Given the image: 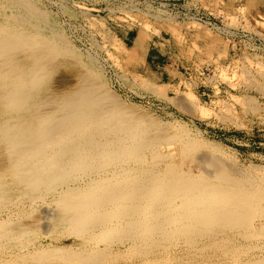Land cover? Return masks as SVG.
Segmentation results:
<instances>
[{"label":"rangeland","instance_id":"374dc122","mask_svg":"<svg viewBox=\"0 0 264 264\" xmlns=\"http://www.w3.org/2000/svg\"><path fill=\"white\" fill-rule=\"evenodd\" d=\"M107 1L108 0H0V24L11 30L12 34L20 33V31L24 34L27 32L29 36H35L36 39L41 42L43 40L45 42V39L47 42L52 39L50 42H53L56 50L58 49L66 52L68 48L67 50L74 52L73 55L75 57L73 55H66L64 57L59 56L60 58L58 57L56 60L55 64H58V66L56 65L57 69H55L56 71L47 81L48 89H50L51 92H63L67 90V88H75L82 82L87 70L95 74L100 73L102 76L98 74L99 79H102L101 81L105 84L106 88L110 92L112 91L111 93L124 104L125 108L127 107L132 112L134 110V113L128 110L130 111L129 113L135 116L136 120L140 118L146 121V123H143L151 129L153 138L155 136V138L158 137L161 139L162 135V140L159 143L160 145H158L155 150L156 153L154 152L155 155L151 157V154H153L151 152L153 151L146 150L143 152L144 155L142 154V156L146 158V163L140 165V167L139 165L133 164L132 167H136V169H140L141 167L150 168V166L155 163L157 164L155 167L158 166L157 169H163L165 164L156 156L166 155L169 156L167 163H171L174 167H177L178 171L182 170L183 172L184 170V173H188L190 176H195V174H197L196 177L199 178H197L198 181L202 183L203 181H207L208 183L217 184L219 186L221 180H225L224 182L222 181L224 183L223 189L228 186L233 187V185L245 188L246 185L251 183L252 188H255L250 191L253 197L252 203L254 204L251 203V208H249L253 209L251 212L256 211L257 213H250L248 210L249 212L247 215L251 216L252 219L247 217L249 220L246 218L245 220L248 221L245 223L248 224H245L244 227L239 226L240 228L237 227L233 230H224L221 231V234L215 235V233V236L212 237L209 236L208 230L203 227H201V229L205 231H202L200 228L201 232H199L200 230L196 231V233H201V236L196 233L197 236L194 233L191 234L194 238L183 233L180 234L181 236L178 235L177 238L175 235L171 236V238L167 237L162 239L163 237H161L159 240H162L157 242L154 247L158 244L162 246H158L159 249L158 247H153V249H155L153 253L148 252V247L150 246L148 244L137 246V249L139 248L141 252H148H145L147 254H145V256L143 255V259L138 252V257L134 252H130L129 254V251L124 255L123 253L125 250L123 249L121 251L123 253L117 254L118 257L108 256V258H106L107 256H105L104 259H101L97 264H103V262H105V264H143V262L150 259V261L155 259L160 260L161 262H158V264H264V0H158L176 4L181 10L191 15L196 14L211 20L218 24V30H211L205 25L195 22L183 24L170 20H152L145 12L140 13L134 10L135 8L131 6L133 0H129L127 9H120L114 1ZM31 3L32 5H30ZM109 3H112V5L109 6ZM38 9L40 12H35L38 11ZM89 10L91 15L88 16L87 11ZM34 12L36 15L38 13L37 18H35L36 15ZM41 13H47V16L44 14L47 19L44 15H42V19ZM14 17H16V19ZM24 18L26 19V23ZM19 20H23L24 22H19ZM132 24H136L139 28L142 27L146 33H149L153 28L159 33L160 30H167L174 25L178 26L180 24L182 27L185 25L186 30L200 42L201 48L203 49L211 50L215 45V38L220 39L223 42V54H219L218 59L214 58L210 53L207 57L201 56L197 74H191L190 72L191 75H187L189 80L186 81L182 90L173 92L169 97H165L164 99L157 98L152 95L153 86L143 77L137 75L140 71V59L133 56L131 57L129 53L127 56L123 54L124 50L121 44H119V41H117V34L124 31V26L128 25L129 27ZM51 28H53V30ZM42 37H45V39ZM142 46L143 43L140 44L141 48ZM213 48H215V46ZM158 94L164 95L163 92H158ZM179 102H183V105L178 104ZM202 108L203 112H201ZM159 127L162 129L158 130ZM162 130L165 135L160 133ZM164 137L168 139L166 140ZM162 141L163 143H161ZM171 146L172 148H170ZM151 159L156 160L152 161ZM206 159L211 160V163L208 164L209 162ZM201 160L206 161L205 165H203L204 163H202ZM222 161L223 164L221 163ZM216 162L218 165L215 164ZM113 167L110 165L108 169L112 170ZM153 167L154 166H152V168ZM228 167L231 168L228 169ZM237 169L239 171L235 172ZM214 170L215 172H213ZM206 171L207 173H205ZM201 173L203 174L201 175ZM228 174L230 176H228ZM235 178L238 180L242 178L241 181H245V184L242 182L235 183ZM7 180V183H12L11 178H7ZM86 181L88 180L86 179ZM81 184L82 183L79 185ZM256 190H258V192ZM18 191L24 193L26 189L11 185L7 196L5 195L0 199V222L9 223V220H11L13 222H10V224H14L12 226L13 230H18L24 234L30 230L32 233L34 232L35 235L29 232L27 233L29 235L26 234L27 236L24 235V238L21 237L18 242H15H24L26 239L24 243L25 246L30 249L31 254L23 252L21 255L23 259H26L24 255L26 254L28 259L25 261L23 259L17 261L15 259L19 257L16 255L15 257H2L0 255V260L1 258L8 260V263L5 264H9L10 262H12V264H18V262L19 264H29L30 261V264H66V260L63 262V255L57 257L53 256V258L56 257L54 261L53 258L50 257L46 259L47 262L44 260L41 261V263V258L37 262H35L36 260L33 261L34 259L32 258L34 257L38 260L37 257L41 256L40 254L43 248L53 249L54 251V247H62L66 249V252L67 250L70 251L71 253L69 254V252H67V254L73 257H78L79 255L86 256L88 250L92 247L96 250L99 247V249L103 248V241L102 244L99 243L98 245L94 243L86 244L83 240V236L80 235L79 237L78 235V238L77 235L73 234L74 232L72 233L71 230L68 229L69 227L57 222V216L60 214L58 209L59 205L57 203L59 193L57 194V191L60 192V188L55 192L46 194L43 199L39 198L37 201L31 200L26 195H20ZM256 192L258 194H256ZM259 192L262 193L263 196L260 195ZM19 196L21 197L18 198ZM7 197L10 198V201ZM6 199L9 201L8 203ZM177 203L180 202L178 201ZM55 209H58V211ZM178 212H180V210H178ZM148 215L151 217L153 214L151 212V214ZM253 218L255 220H253ZM250 219L255 222H250ZM21 223L23 226H21ZM58 225H60L59 228ZM31 226L33 227L31 228ZM26 228H28V230ZM122 231V233L121 231L117 233L118 235H116L117 238L115 236L116 239L114 238V242H109L107 245L111 246L110 244L114 243L113 245H116V242L120 243L126 233L125 229ZM249 233H252L253 236ZM202 236L204 239L201 238ZM219 237L220 239L218 240ZM233 237L235 238L233 239ZM27 238L31 240H27ZM179 238L180 241L178 240ZM215 240H217V243ZM225 240L230 241V244L227 241L225 242ZM202 242L206 244V247L202 245ZM209 242L210 244L214 242V245L211 246ZM215 243L220 249H218ZM80 244L83 246H80ZM209 246H211V248ZM236 247L239 248L237 252ZM198 248L199 250L202 249V253L199 250L197 251ZM33 250H37L38 253L32 252ZM96 250H94V252ZM225 251L229 252L225 253ZM245 252L246 255H244ZM74 253H76V255ZM64 256L66 257L67 255ZM91 256H94L93 253ZM49 259H51L53 263ZM90 260L92 261L93 259L90 258L88 261ZM258 260H262V263ZM70 262L67 260L68 264Z\"/></svg>","mask_w":264,"mask_h":264},{"label":"bare ground","instance_id":"6f19581e","mask_svg":"<svg viewBox=\"0 0 264 264\" xmlns=\"http://www.w3.org/2000/svg\"><path fill=\"white\" fill-rule=\"evenodd\" d=\"M35 12L39 13L40 11L38 9ZM38 13L37 15L35 14V18H37ZM44 14L41 13L42 19V15ZM14 18L16 19V17ZM24 20L26 23L25 18ZM21 21L19 20V22ZM51 29L53 30V28ZM42 38L45 39V37ZM50 41L47 42L46 39L45 42L44 40L42 42L38 41L35 36L31 37L27 32L24 34L20 31V33L12 34L11 30L0 24V199L5 195L7 196L11 185L26 189L24 193L18 191L19 194L26 195L31 200L36 201L39 198L43 199L46 194L55 192L60 188V192L57 191V194L59 193L57 203L60 211V214H57V222L69 227L68 229L72 233L74 232L73 234L77 235V237L78 235L79 237L80 235L83 236L86 244L94 243L98 245L99 243L102 244V241L104 244L103 248H98L99 250L89 247L90 249H87L88 254L86 256L79 255L78 257L75 256L76 253H74L75 257L69 255L71 252L68 250L67 252L69 254H67L66 249L62 247H54V251L53 249L43 248L42 251L40 250L41 256L38 254L40 256L37 257L38 260L33 257V261L36 260L35 262H37L41 258L40 263L44 260L47 262L46 259L50 257L53 258V256L63 255V262L66 260V264H68L67 260L73 264H97L105 256H107L106 258L108 256L118 257L119 253H123L121 252L123 249L125 250L124 255L128 251L129 254L130 252H134L135 255L139 253L143 259V255L145 256L148 252L153 253V250H155L153 249L154 245L164 238H171L173 235L177 238L181 233L193 237L191 234H195L201 227L207 229L208 234H210L209 236L212 237L221 234V231L233 230L239 226L244 227L245 224H248L245 222L251 216H248L247 213L249 211L250 213L256 212H251L253 209H250L253 201V197L250 194V191L253 189L251 183L246 185L245 188L233 185V187L228 186L229 188L225 187V189L222 188L224 187L223 182L225 180H221L219 186L208 183L207 181H203L202 183L198 181L197 174L190 176L188 173H184V170L183 172L182 170L178 171L177 167H174L171 163H167L169 156L166 155L156 156L165 164L163 169H157L158 166L155 167L157 165L155 163H151L153 165H149L150 168L141 167L140 169H136V167H132L133 164L139 165L140 167V165L146 163V158L142 156L146 150L153 151L151 152L153 154L150 153L152 155L151 157L155 155V150L162 140V135L161 139L158 137L155 138V136L153 138L151 129L144 124L146 121L140 118L136 120V117L129 113L131 110L127 107L125 108L124 104L111 93L112 91L110 92L106 88L105 84L101 81L102 79H99L98 74L101 75L100 73L95 74L85 69L87 73H85L83 80L81 79L82 82L75 88L69 89L66 87L67 90L63 92H51L48 89L47 81L56 71L55 69H57L56 65L58 66V64H55L56 60L59 56L73 55L74 52L67 50L68 48L66 52L56 50L53 42L51 43ZM178 104L183 105V102H179ZM201 112H203V108ZM132 113H134V110ZM160 129L162 128L159 127L158 130ZM160 133L164 134V131L162 130ZM204 161L201 160L204 163L203 165L206 163ZM207 161L209 162H207L208 164L211 163V160L208 159ZM158 163L160 164L159 161ZM221 163L223 164V161ZM215 164L218 165L217 162ZM110 165L112 167L114 166L112 170L108 169ZM152 166L154 167L152 168ZM230 168L228 167V169ZM201 171L204 172L203 170ZM237 171L239 170L237 169L235 172ZM228 176L230 175L228 174ZM7 178H11L12 183H7ZM241 179L238 180L235 178L234 182H242L245 184V181L243 182ZM80 183L82 184L79 185ZM256 191L258 192V190ZM257 192L256 194H258ZM259 194L262 195L260 192ZM8 200L10 201V198ZM8 200L6 201L7 203L9 202ZM178 201L180 203H177ZM58 209L55 210L58 211ZM151 212L153 215L150 217L148 214H151ZM246 218L248 219L247 221L245 220ZM251 219L250 222L254 223L255 221L253 220L255 219L253 218L252 221ZM9 221L13 222L11 220ZM10 222H0V255L2 257H15L16 255L19 258L15 260L19 261L23 259L21 253H31L30 249L25 246L24 242L26 239L24 242H15H18L24 235H29L27 233L34 234V232L32 233L29 230L24 234L18 230H13L12 226L14 224L11 225ZM21 226H23L22 223ZM26 229L28 230V228ZM123 229H125L126 233L121 242H116V245H113L114 243L110 244L111 246L107 245L109 242H114L115 236L118 235L117 233L120 231L122 233ZM204 229L201 230L203 231ZM199 232L196 234H199ZM199 235L201 236V233ZM250 235L253 236L252 233ZM161 237L163 238L159 240ZM27 240L31 239L27 238ZM178 240L180 241V238ZM215 241L217 243V240ZM214 242L213 244L209 242V244L212 246ZM227 242L229 243L230 241ZM216 243L215 245L218 247ZM142 244L150 245L148 252L144 250L147 253L141 252L139 248L137 249V246ZM202 245L206 247V244L203 243ZM158 246L160 247L162 245L158 244L156 247ZM211 246L209 247L211 248ZM218 249L220 248L218 247ZM238 249L236 247V252ZM37 250H33L32 252L37 254ZM94 250L97 252H94ZM226 251L225 253L229 252ZM92 253L94 256H91ZM24 255L28 259L27 255ZM64 255L67 256L65 257ZM244 255H246V252ZM54 258L53 261L55 260ZM90 258L93 259L92 261L90 260L93 263L88 261ZM26 259L23 260L25 261ZM51 259L49 260L51 261ZM150 260L143 262V264H158V262H161L157 259ZM262 260L258 261L262 263ZM71 262L69 264H72ZM5 263H8V260L1 258L0 264ZM10 263L12 264V262Z\"/></svg>","mask_w":264,"mask_h":264},{"label":"crops","instance_id":"0c3cea01","mask_svg":"<svg viewBox=\"0 0 264 264\" xmlns=\"http://www.w3.org/2000/svg\"><path fill=\"white\" fill-rule=\"evenodd\" d=\"M127 27L125 25L124 31L117 34V41L124 50L123 54L140 59L137 75L153 86L152 95L157 98L164 99L182 90L189 80L187 75L197 74L201 56L207 57L210 53L218 59L219 54H223V42L220 39L215 38V48L203 49L185 25H174L159 33L155 28L146 33L136 24ZM157 91L163 92L165 96L159 95Z\"/></svg>","mask_w":264,"mask_h":264},{"label":"built area","instance_id":"2783aa9c","mask_svg":"<svg viewBox=\"0 0 264 264\" xmlns=\"http://www.w3.org/2000/svg\"><path fill=\"white\" fill-rule=\"evenodd\" d=\"M114 1L120 9H127L129 0H108L107 2ZM112 3H109L111 6ZM131 5V4H130ZM137 12H145L152 20L155 21H175L179 23L195 22L201 25H205L211 30H218V24L208 20L199 15H191L180 9L176 4H171L168 1L158 0H133V4ZM87 15H91L90 10L87 11Z\"/></svg>","mask_w":264,"mask_h":264}]
</instances>
